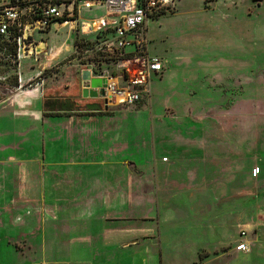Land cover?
<instances>
[{
    "label": "rangeland",
    "instance_id": "374dc122",
    "mask_svg": "<svg viewBox=\"0 0 264 264\" xmlns=\"http://www.w3.org/2000/svg\"><path fill=\"white\" fill-rule=\"evenodd\" d=\"M146 24L163 75L136 105L44 108L65 87L81 93L83 69L121 73L86 46L76 49L68 25L35 32L50 48L64 46L56 61L42 53L39 63L0 67V172L11 173L0 185L22 192L1 218L33 234L50 211L45 190L71 206L85 191L90 199L123 193L137 202L134 216L124 213L138 220L137 233L117 260L149 248L162 264H264L252 253L264 244V0H177ZM52 202L56 219L74 209ZM27 243L10 240L17 250Z\"/></svg>",
    "mask_w": 264,
    "mask_h": 264
},
{
    "label": "built area",
    "instance_id": "2783aa9c",
    "mask_svg": "<svg viewBox=\"0 0 264 264\" xmlns=\"http://www.w3.org/2000/svg\"><path fill=\"white\" fill-rule=\"evenodd\" d=\"M176 3L177 0H0V67L19 66L25 58L37 61L36 47L44 40L36 38V30L48 33L53 25H68L83 39L76 49L86 46L100 60L121 69L116 75L97 74L90 68L93 75L105 78L107 85L104 96L88 100L104 101L105 105L114 101L136 105L150 96L151 76L161 73L164 66L162 57L150 54L146 23L150 17L173 9ZM96 9L100 13L93 12ZM29 31L33 34L28 35ZM87 34H96L97 38H86ZM247 247L243 244L240 248Z\"/></svg>",
    "mask_w": 264,
    "mask_h": 264
},
{
    "label": "crops",
    "instance_id": "0c3cea01",
    "mask_svg": "<svg viewBox=\"0 0 264 264\" xmlns=\"http://www.w3.org/2000/svg\"><path fill=\"white\" fill-rule=\"evenodd\" d=\"M98 11L99 10L96 9L93 12L98 14L100 13ZM76 38L77 36L75 34V39ZM40 42V45H42V41ZM48 47V43H46L45 48L42 47L43 53L46 54V62L56 61L65 50L62 48L64 46H52L51 48L49 47L50 53H48ZM32 59L36 63H39L35 58L32 57ZM162 75L163 71L161 73H153L150 84L154 76L162 77ZM43 87L44 82L37 83L32 91H34L37 96H42ZM62 92L67 95L63 96L62 94H57L53 99L45 100L43 102L44 108H49L48 111L50 112H64L62 111L63 109L56 107V105L50 107L49 102L57 101L56 103H60L66 99H81L80 93L77 95L73 91H68L66 87ZM78 102L83 105V109L66 110L65 112H97V110L87 108V105L90 103H98L101 105V108H106L104 110H107L111 106L120 105L118 101L109 102L108 105H105L104 101H99V103L97 101L82 99ZM10 174L11 173L8 171H1L0 177H8ZM13 192L17 193L18 200H15L13 197ZM45 192L47 193L45 194L46 197L50 199L48 202L51 204L46 206L50 211H47L48 215L46 218H43V222L39 223L41 227L37 228L33 234L26 233V229L22 231L18 229L16 232L13 231L10 229L11 226L8 217L1 218L0 215V264H80L81 262V264H162L161 259L159 262L158 258L155 260L156 257L153 256L154 252L149 248H145L139 252L130 250L128 254H126L125 261L117 260V253L121 250V247L134 243L133 241H129L128 243L122 242L133 239L128 237L137 233L134 228L136 225L135 222L138 220L124 217L125 212H129L128 216L131 217V215H133L132 210L137 208V202H135L136 200L131 196H125L123 193L106 195V191H104L102 195H99L100 193L98 192L94 195V199H90L87 197L90 191H85L82 197L83 200L74 202V205L72 204L71 206L69 202L63 204L59 201L57 191L54 193L50 189L45 190L44 193ZM69 192L70 191H66V193ZM21 193V190L12 189L6 182L5 185L1 184L0 211L13 207L14 205H19L22 201ZM53 194L56 196H52ZM52 199H55L56 203L63 204L65 209L69 206L74 208L72 209V213L69 214L67 212L64 216L60 214L56 219L54 209L52 208ZM57 206L59 205L57 204ZM15 238L18 240H27L28 243L23 249L17 250L10 244V240ZM242 251L246 253L252 252L253 247L249 246L248 250ZM252 253L259 256L264 255V244L259 246L257 251H253ZM242 264L252 263L248 261Z\"/></svg>",
    "mask_w": 264,
    "mask_h": 264
},
{
    "label": "water",
    "instance_id": "95a60500",
    "mask_svg": "<svg viewBox=\"0 0 264 264\" xmlns=\"http://www.w3.org/2000/svg\"><path fill=\"white\" fill-rule=\"evenodd\" d=\"M27 34L32 35L33 32L29 31ZM46 43L47 42L43 41L42 45H38L36 47L37 55H40L44 52L42 47L45 48ZM79 76H80V85H79L80 89L79 90L81 92L79 95L81 99L88 100L90 98H98L99 96L101 97L104 96V87H106L107 85V80L105 78L93 75V72L91 69L81 70ZM87 108L91 110H101V105L98 103H90L87 105ZM72 109H73V106H71V101L69 99L65 100L64 110L62 111H66V110L70 111Z\"/></svg>",
    "mask_w": 264,
    "mask_h": 264
},
{
    "label": "flooded vegetation",
    "instance_id": "af4514ba",
    "mask_svg": "<svg viewBox=\"0 0 264 264\" xmlns=\"http://www.w3.org/2000/svg\"><path fill=\"white\" fill-rule=\"evenodd\" d=\"M80 98V97H79ZM67 100V99H66ZM78 100H82V99H78ZM78 100H70L71 101V106H73V109L72 110H80V109H83V105L82 104H80L79 102H78ZM97 102H99L98 100H97ZM64 103H65V100L64 101H61L60 103H55L54 101L53 102H49V106L50 107H53V105L55 106L56 105V107H59L60 109H63L64 110ZM100 103V102H99ZM82 107V108H81ZM105 109V107H102L101 108V110L102 111H105L104 110Z\"/></svg>",
    "mask_w": 264,
    "mask_h": 264
},
{
    "label": "trees",
    "instance_id": "16d2710c",
    "mask_svg": "<svg viewBox=\"0 0 264 264\" xmlns=\"http://www.w3.org/2000/svg\"><path fill=\"white\" fill-rule=\"evenodd\" d=\"M164 12H166V11H163V12H161L160 14H159V16L162 14V13H164ZM159 16H156V17H159ZM78 39V38H77ZM77 39H76V41H77ZM79 40H81V39H79ZM78 40V42H76V44H81V43H83V39H82V41H79ZM108 61V60H107ZM16 77V76H15ZM16 80H15V83H14V85L13 86H19V83H18V80H17V78H15Z\"/></svg>",
    "mask_w": 264,
    "mask_h": 264
},
{
    "label": "bare ground",
    "instance_id": "6f19581e",
    "mask_svg": "<svg viewBox=\"0 0 264 264\" xmlns=\"http://www.w3.org/2000/svg\"><path fill=\"white\" fill-rule=\"evenodd\" d=\"M85 30L87 31V29L85 28ZM85 32V31H84ZM61 47V46H60ZM62 48H64V47H62ZM59 50V49H58ZM62 50V49H61ZM60 51V50H59Z\"/></svg>",
    "mask_w": 264,
    "mask_h": 264
}]
</instances>
